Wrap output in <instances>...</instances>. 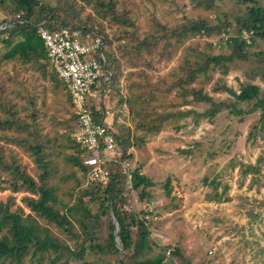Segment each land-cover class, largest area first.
Masks as SVG:
<instances>
[{
    "label": "trees",
    "instance_id": "16d2710c",
    "mask_svg": "<svg viewBox=\"0 0 264 264\" xmlns=\"http://www.w3.org/2000/svg\"><path fill=\"white\" fill-rule=\"evenodd\" d=\"M76 1L81 4L77 10L74 9L75 2L70 0H0V67L11 62L23 67H35L56 86H62L71 109L65 87L49 67L46 50L39 37L40 28L52 33L67 27L71 31H77L83 40L84 37H101L102 31L98 23L94 30L93 17L90 14L83 17L80 13L87 7L92 10L94 18L117 26L119 32L114 39L118 43L116 51L119 58L112 50L106 49V36L102 37L104 77L93 89L102 93L118 86L116 80L121 75V67L134 69L135 60L143 55H151L160 39L166 43L164 47L169 48V45L170 48L166 55L164 48L156 52V62H160L162 58H171L183 41L197 35L210 36L214 31L232 28L234 23L238 37H227L224 43L220 42V48L227 49L225 54L208 55L199 51L193 55L183 54L182 63L176 67L177 72L172 73L173 81L169 84H166L165 79L151 82L149 76L142 71L126 72V96L121 97L116 89L117 104L119 107L126 105L133 117L135 130L144 135L157 134L167 123L176 124L178 120L187 118L194 119L195 123L203 119L212 122L214 116L221 111H227L234 117L259 112V125L254 126V130L257 135L264 134V91L259 86L240 85L238 91H233L224 84L217 88L228 94L233 101H216L205 93L202 94L201 89L191 87L200 75L206 76L214 71L226 75L234 60H247L249 55L262 58L260 53H248L256 46L257 39L264 41V9L257 0H234L235 13H223L216 17V27H209L202 19L184 18L173 28L154 21L151 32L142 40L136 35L135 20L121 4V7L118 6V1ZM196 1V7L217 11L215 3L222 0ZM7 25L9 26L6 27ZM243 31L253 35L249 44L239 36ZM208 48L213 49L211 45ZM95 55L97 57L98 54ZM154 64L148 62L146 66L155 68ZM105 76H108V80H105ZM162 85L166 86L165 90ZM3 88L0 83V141L21 148L34 158L38 168V181L31 178L15 158L12 157L9 162L5 160L0 147V190H8L11 194H27L20 198L19 206H15L12 196L0 201V264H175L174 260L190 264L184 259L178 246L159 247L151 241L150 228L153 221L146 217L148 213L145 210H128L129 198L124 194L126 177L122 168L111 167L110 180L105 186L91 183L82 188L81 181L72 189L71 202L59 200L56 188L48 183V177L53 178L55 169L52 164L49 166L51 160L45 154L46 150H71L74 153L68 155L66 161L73 174L78 172L84 179L87 176V169L82 165L86 153L80 150L72 138L75 123L72 110L68 120H52L54 135L42 134L43 128L38 116L40 111L34 100L28 99L26 105H20L6 96ZM172 91H175L181 103L167 106L160 96ZM191 104H205L208 107L200 113L193 109H175ZM242 105L247 109L243 110ZM89 107L96 123H101L106 117L104 108L93 104ZM69 123H73V126H69ZM111 132L123 151V157L131 159V153H127L129 132L126 127L117 123V117L111 123ZM13 133L16 134L12 135ZM256 134L249 133L248 138ZM262 169L264 150L254 164L239 163L238 171L242 178L251 176L254 184L258 182ZM1 174L9 175L10 179ZM208 186L209 201L220 203L229 200L226 197L227 185L221 186L220 193V185L214 183V180ZM151 187L153 183L141 173L140 168L134 169L130 189L136 194L139 204L149 202ZM164 189L169 196L170 189L165 184ZM12 206H15L14 210ZM113 220L118 226L119 246L114 241ZM56 233L62 235V238Z\"/></svg>",
    "mask_w": 264,
    "mask_h": 264
},
{
    "label": "rangeland",
    "instance_id": "374dc122",
    "mask_svg": "<svg viewBox=\"0 0 264 264\" xmlns=\"http://www.w3.org/2000/svg\"><path fill=\"white\" fill-rule=\"evenodd\" d=\"M70 1L75 2L74 9H80L81 4L78 1ZM116 1L118 6L121 7V4L135 20V31L139 40L151 32L154 21L173 28L184 18L202 19L209 27H216V17L223 13H235L234 0L217 1V11L196 7V0ZM257 1L264 9V0ZM80 13L83 17L89 14L93 17L94 30L97 23L100 25L101 37L106 36V49L112 50L119 58L116 51L118 43L114 39L119 32L117 26L94 18L92 10L88 7ZM232 25V28L214 31L210 36L203 34L189 38L177 46L171 58H162L163 60L156 62L155 53L164 48L166 55L170 48L169 45V48L164 47L166 43L160 39L151 55H143L135 60L134 69L121 67V75L116 80L118 86L102 93L97 91L95 99L90 101L91 104L101 106L109 112L106 117L109 123L117 117V123L127 128V153H131L132 158L126 161L133 170L140 168L141 173L153 183V187L149 189L151 199L142 205L128 186L126 178L124 194L129 198L128 210H145L148 213L146 217L153 221L150 228L151 241L159 247L178 246L184 259L190 264H264V169L258 177V182L254 184L251 176L242 178L238 171L239 163L254 164L264 150V134L257 135L254 130V126L259 125V112L234 117L227 111H221L214 116L212 122L203 119L195 123L194 119L187 118L178 120L176 124L167 123L157 134L144 135L135 130L133 117L126 105L118 106L116 89L120 96L125 98V76L129 71H142L149 76L151 82L165 79L166 84H169L173 81L172 73L177 72L175 69L182 63L181 56L185 53L193 55L199 51L208 55L225 54L227 49L220 48V42L224 43L227 37H238L237 28L234 23ZM84 38L91 41V38ZM255 43L256 46L248 53H260L262 58L258 60L249 55L247 60H234L226 75L220 74L219 71L206 76L200 75L191 87L201 89L202 94L205 93L216 101H233L228 94L217 89L223 84L233 91H238L240 85L247 84L257 85L264 91V41L257 39ZM208 45L213 49L208 48ZM148 62L156 63L155 68L147 67ZM105 80H108V76H105ZM0 83L4 86L6 96L11 97L12 101L26 105V100H34L37 110L40 111L38 116L43 128L42 134L54 135V129H51L52 120L62 122L71 116L62 86H56L35 67H23L16 62L1 66ZM162 89L165 90L166 86L162 85ZM160 97L167 106L171 103H181L175 91ZM207 107L205 104H191L175 109H193L200 113ZM242 109L247 108L242 105ZM69 126L72 127L73 123H69ZM177 126L180 128H176ZM249 133L256 135L248 138ZM0 147L5 160L9 162L12 157L15 158L26 173L38 181V168L29 153L5 141H0ZM58 152L60 155H57ZM73 153L62 148L46 150L45 153L50 156L49 166L52 164L55 169L53 178L48 177V183L56 188L58 199L64 203L71 202L70 195L77 183L82 181V188L91 184L78 172L73 174L70 164L66 161L68 155ZM1 175L10 179L7 174ZM212 180L220 185L218 193L222 185H227L228 201L215 203L207 199V194L210 193L208 183ZM164 184L170 189L169 196L165 193ZM10 196L14 197L15 206H19L20 198L27 194H11L8 190H0V201H5ZM15 206L11 208L14 210ZM24 212L28 213L26 209ZM56 235L62 238L59 233ZM174 262L181 264L178 260Z\"/></svg>",
    "mask_w": 264,
    "mask_h": 264
},
{
    "label": "built area",
    "instance_id": "2783aa9c",
    "mask_svg": "<svg viewBox=\"0 0 264 264\" xmlns=\"http://www.w3.org/2000/svg\"><path fill=\"white\" fill-rule=\"evenodd\" d=\"M240 38L250 43L251 32L243 31ZM39 37L46 50L49 67L65 87L75 117L72 138L86 154L82 165L87 169L86 182L105 186L111 176V167L122 168L131 187L133 168L123 157L122 149L111 132V123L105 119L96 123L90 109L95 99L99 80L104 77L105 58L102 37L83 40L77 31L65 27L56 32L39 29ZM98 54L97 57L95 54Z\"/></svg>",
    "mask_w": 264,
    "mask_h": 264
},
{
    "label": "water",
    "instance_id": "95a60500",
    "mask_svg": "<svg viewBox=\"0 0 264 264\" xmlns=\"http://www.w3.org/2000/svg\"><path fill=\"white\" fill-rule=\"evenodd\" d=\"M8 26H9V25H7L6 27H8ZM111 217L113 218V214H112V212H111ZM113 224H114V227H115L114 241H115V244H116L117 246H119V244H118V237H117V234H118V226H117L116 221H114V220H113Z\"/></svg>",
    "mask_w": 264,
    "mask_h": 264
},
{
    "label": "crops",
    "instance_id": "0c3cea01",
    "mask_svg": "<svg viewBox=\"0 0 264 264\" xmlns=\"http://www.w3.org/2000/svg\"><path fill=\"white\" fill-rule=\"evenodd\" d=\"M106 120H107V122H109V121H108V120H109L108 118H107Z\"/></svg>",
    "mask_w": 264,
    "mask_h": 264
}]
</instances>
